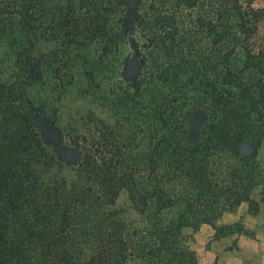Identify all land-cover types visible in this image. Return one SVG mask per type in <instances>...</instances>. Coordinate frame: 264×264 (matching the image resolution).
<instances>
[{"label":"trees","instance_id":"1","mask_svg":"<svg viewBox=\"0 0 264 264\" xmlns=\"http://www.w3.org/2000/svg\"><path fill=\"white\" fill-rule=\"evenodd\" d=\"M148 1L0 0V34H15L16 24L32 46L41 21L45 35L68 46L124 42L143 68L121 101L141 113L142 125L74 135L67 146L77 156L66 161L64 129L56 125L59 139L51 142L40 119L55 124L28 94L42 63L19 43L23 79L0 77V264H197L191 241L200 225L219 236L227 226L215 220L224 210L256 201L264 0H211V17H197V31L211 40L205 57L194 30L181 35L175 15L157 11L169 0ZM186 41L195 57L184 56ZM242 143L252 152L243 154ZM123 193L128 207L118 204Z\"/></svg>","mask_w":264,"mask_h":264},{"label":"rangeland","instance_id":"2","mask_svg":"<svg viewBox=\"0 0 264 264\" xmlns=\"http://www.w3.org/2000/svg\"><path fill=\"white\" fill-rule=\"evenodd\" d=\"M200 2L190 6L184 3L173 4L169 0L155 10L175 15V26L181 35L188 28L194 30L192 38L196 40L195 49L200 48L205 57L211 40L206 36L204 28L200 32L197 31V17L200 14L203 17L208 15L211 17V0H200ZM261 3L262 0L256 2V4ZM149 10L151 13V8ZM14 25L15 34H0V77L8 82H21L23 78L20 76L21 70L17 62L19 43L33 48V53L42 63L43 74L37 82L28 87V94L35 105H39L49 116L55 128L58 125L64 129V148H68L67 145L72 142L74 135H79L81 138L92 133H102L108 125H112L115 131L121 129L124 132H131L135 128L134 121L143 122L141 113L135 116L129 111L130 107L122 105L121 102L125 99L127 91L126 71L132 53L126 43L81 39L68 46L64 40L52 38L50 34L45 35V27L40 21L37 22L36 35L32 39L31 46L30 40L20 34L17 25ZM144 32L146 33L147 30L141 31V35L145 34ZM142 38L143 36L141 43ZM181 43L180 48L184 50V56L187 55L189 58L196 56L195 51L189 52L187 41ZM240 55L241 51L237 49L238 59H241ZM177 56L175 60L180 58L179 55ZM254 159L257 174L251 196L256 201L251 204L243 201L234 210H224L215 220L218 226L224 225L223 219L229 212L235 215L238 211L241 217H251L245 214L247 211L251 215L257 212L260 216H264V153L260 152ZM118 204L128 207L126 193L120 195ZM205 223L207 222H203L200 227ZM199 228L194 232L191 241L194 249L205 242L206 229L201 232ZM233 228L243 230L236 220L234 227L231 229L226 227L219 232V236L228 230L230 233L234 232Z\"/></svg>","mask_w":264,"mask_h":264},{"label":"crops","instance_id":"3","mask_svg":"<svg viewBox=\"0 0 264 264\" xmlns=\"http://www.w3.org/2000/svg\"><path fill=\"white\" fill-rule=\"evenodd\" d=\"M237 212L235 215L229 212L230 217L223 219L224 225L231 229L237 220L243 230L233 228L232 233L228 230L221 236H215L216 229L210 223L199 228L201 232L206 229V244L203 242L195 248L197 264H211L214 261L218 264H264V216L257 212L258 215H251L247 211L245 214L251 217H241Z\"/></svg>","mask_w":264,"mask_h":264},{"label":"water","instance_id":"4","mask_svg":"<svg viewBox=\"0 0 264 264\" xmlns=\"http://www.w3.org/2000/svg\"><path fill=\"white\" fill-rule=\"evenodd\" d=\"M133 1V0H131ZM136 63L132 61L131 66H134ZM196 121L201 119V115L197 114L195 116ZM40 122L45 126V134L51 142H56L59 139L58 129L52 126H48L43 118L40 119ZM240 150L243 154H249L252 151V146L248 143H242ZM61 154L66 161H74L76 159L77 153L74 149L63 148Z\"/></svg>","mask_w":264,"mask_h":264},{"label":"flooded vegetation","instance_id":"5","mask_svg":"<svg viewBox=\"0 0 264 264\" xmlns=\"http://www.w3.org/2000/svg\"><path fill=\"white\" fill-rule=\"evenodd\" d=\"M132 61H134L136 64L134 66H131ZM143 71V68L140 64V56L134 55L131 53V61L129 62L127 66V83H132L133 77H141V73Z\"/></svg>","mask_w":264,"mask_h":264}]
</instances>
